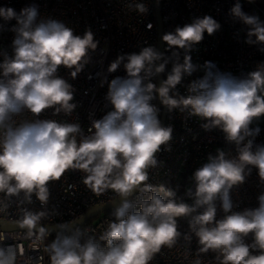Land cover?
<instances>
[{"label": "clouds", "instance_id": "1", "mask_svg": "<svg viewBox=\"0 0 264 264\" xmlns=\"http://www.w3.org/2000/svg\"><path fill=\"white\" fill-rule=\"evenodd\" d=\"M138 9L145 10L143 5H138ZM232 13L244 23L254 25L250 34L264 42V27L257 17L245 15L240 4L232 8ZM37 15L34 6L23 7L19 13L11 7H0V18L15 20L13 30L18 33L13 41L14 58L0 64L3 77L8 78L6 83L0 82V129H5L0 140V194L11 197L24 192L30 201L35 193L39 201L46 202L47 183L59 181L69 169L87 173L83 183L96 196L108 189L121 197H127L134 189H139L141 194L152 193L150 201L137 199L134 204L125 199L116 209L115 221L109 222L101 236L107 250H101L92 240L81 245L76 237H58L48 246L50 264H148L162 246L171 248L176 242L180 235L176 218L188 216L203 205L208 206L206 210L190 222L202 245L200 252L218 250L221 264H264V195L259 197L258 208L233 213L219 221H215L213 204L220 194L223 210H231L229 189L243 182L246 165L258 168L264 180V147L253 153L249 142L239 151L238 161L226 160L222 151L210 158L209 163L195 171L196 200L191 206L173 199L165 201L153 191L152 185L144 183L149 178L145 169L155 166L154 154L171 139L172 133L170 127L160 126L156 109L149 103L152 96L146 93H151L155 85L142 87V69L158 58L152 47L128 56L125 64L128 79L117 77L109 85L108 95L114 110L93 122L90 138L77 143L71 134L80 131L79 125L53 120L26 122L14 128L6 126L5 121L23 108L39 116L45 109L59 105L55 113L61 109L70 113L75 107L69 103L73 99L71 85L55 73L60 66L74 68L71 76L75 78L88 50L97 47L90 30L83 36L74 35L71 28L57 21L41 22L33 27ZM218 27L216 21L205 16L177 28L175 35H164L163 40L170 46L183 48L189 42L201 41L205 31L212 34ZM122 59L118 57L109 71L115 72ZM181 67L191 70L187 58L183 66L174 67L173 74L158 89L162 102L170 109L190 106L193 115L210 119L212 125L222 127L229 141L239 144L250 134L248 126L252 119L264 115V96L258 95V91H264V73L253 72L250 80L240 82L226 78L211 83L203 81L197 86L201 90L197 95L177 100L168 93L170 87L180 82ZM157 71H163V65ZM115 170L119 171L113 177ZM159 191L169 197L173 195L162 186ZM137 204L138 212L133 211ZM43 216V212H25L21 226L31 232ZM214 221L215 226L208 227ZM38 231V239H42L45 229L40 227ZM250 233L253 234L251 245L243 242ZM11 249L12 246L0 247V264H16L17 252ZM256 250L259 254H252Z\"/></svg>", "mask_w": 264, "mask_h": 264}, {"label": "built area", "instance_id": "2", "mask_svg": "<svg viewBox=\"0 0 264 264\" xmlns=\"http://www.w3.org/2000/svg\"><path fill=\"white\" fill-rule=\"evenodd\" d=\"M160 18L162 22V64L166 70V80L173 74L176 66H183L186 58L191 65L190 71L181 67V79L175 87L169 88L168 95L174 99L187 98L197 95L201 90L199 83L213 82L217 78L233 79L237 82L250 80V74L256 71L264 73V42L250 34L255 27L248 25L232 13L236 4L241 5V11L248 16L258 18L260 26L264 27V8L256 0H158ZM143 5L144 11L138 9ZM34 6L38 15L33 24L57 21L73 30L74 35L83 36L86 31L93 33L95 50L89 49L84 58L83 67L75 78L71 76L73 69L60 66L55 73L63 78L73 93L69 101L75 107L70 113L61 109L55 113L53 108L45 109L39 116L23 108L19 114H12L5 121L6 126L17 127L22 123L53 120L61 124H77L80 131L74 135L77 143L90 138L89 129L96 120L105 117L113 111L109 98V85L117 77L128 79L125 69L127 58L135 53L139 54L145 47L156 50L157 26L154 6L151 0H0V7H11L17 13L23 7ZM205 16L211 17L219 27L212 33H203L199 42H189L183 48L170 46L163 40L166 34L175 35L177 28L195 23ZM16 21H4L0 18V64L5 59L15 56L13 41L18 33L13 30ZM123 57L115 72H110V65ZM86 61V62H85ZM0 68V82H7ZM142 87L151 83L155 85L149 103L156 105L158 83L156 77L155 60L146 63L140 73ZM10 78V77H9ZM207 125V127H205ZM172 129L171 139L162 144L155 153V166L149 165L148 180L144 183L152 185L153 191L163 196L159 191L162 186L166 191L169 178L175 169L185 168L188 171L187 187L176 203L195 204L197 182L195 171L210 162L219 152L224 153L226 160L238 161L239 151L251 142L250 150L255 153L264 147V123L249 124V135L237 144L229 141L221 126H214L210 119L192 114L191 107L183 105L169 108L166 105L162 128ZM5 129H0V140L3 139ZM95 131L94 129L92 130ZM241 135H244L242 132ZM71 138V137H70ZM119 170H115L113 177ZM87 175L81 170L69 169L59 181L50 180L46 187L49 190L48 200L41 202L35 193L31 199L25 197L24 192L16 196L0 194V221L21 223L25 212L39 213L44 216L37 224L66 225L77 219L89 208L110 202L120 196L108 189L102 195L96 196L83 183ZM242 183L234 184L229 189L231 210L225 212L222 207L220 194L214 198L216 208L215 221L233 213H244L259 207V197L264 195V180L259 176V170L254 165H246L242 172ZM142 187V185H141ZM152 193L141 194L135 191L128 201L136 203L137 199L150 201ZM207 205L200 206L188 216L177 217V231L180 235L171 248L161 247L148 264H221V254L218 250L209 249L200 252L202 245L190 225L193 218L203 213ZM116 211V210H115ZM115 211L101 213L96 221L83 225L84 232L99 238L96 244L101 250H107L106 242L101 239L109 222L115 221ZM133 211H140L137 206ZM127 219V216H125ZM213 224L208 227H214ZM199 226L197 225V228ZM39 231L29 229H0V247L12 246L17 252L16 264H45V245L48 233L38 239ZM246 244L253 243V234L243 238ZM120 241H114L118 244ZM252 254H259L258 250Z\"/></svg>", "mask_w": 264, "mask_h": 264}, {"label": "water", "instance_id": "3", "mask_svg": "<svg viewBox=\"0 0 264 264\" xmlns=\"http://www.w3.org/2000/svg\"><path fill=\"white\" fill-rule=\"evenodd\" d=\"M154 6L155 12V20L157 26V42H156V50L155 52L158 53V58L155 59V67H156V77L158 83V89L164 86L165 80L163 77V71H157L162 65V56H163V49H162V22L160 18V5L158 0H151ZM164 70V69H163ZM156 117L159 120L160 126L163 127L164 116L166 105L162 102V98L157 91L156 96ZM155 155V154H154ZM149 167V166H148ZM148 167L145 169L147 172ZM137 189H134L131 194L127 197L118 196L117 198L111 200L110 202L95 205L88 210H86L81 216L77 219L73 220L69 224L66 225H40L37 224L36 228L32 229L34 231H38L40 227L45 229V233L48 235H69L76 227L83 226L87 221L97 217L99 214L104 213L106 211H115L122 202L126 199H130L132 195L135 193ZM0 229L1 230H12V229H28L27 227H22L21 223L17 222H8V221H0Z\"/></svg>", "mask_w": 264, "mask_h": 264}, {"label": "trees", "instance_id": "4", "mask_svg": "<svg viewBox=\"0 0 264 264\" xmlns=\"http://www.w3.org/2000/svg\"><path fill=\"white\" fill-rule=\"evenodd\" d=\"M163 69H164L163 77H164V80L166 81V70L164 68V65H163ZM187 180H188V171L185 168L175 169L171 177L169 178L167 182V186H166V191L172 192L173 195L169 197V196H166L164 193L161 198L164 199L165 201L169 199H173L177 201L178 198L181 196V194L184 192V190L187 187ZM106 212L109 213L110 211H106ZM91 221L92 220H89L86 223L91 222ZM65 236L76 237L79 240L81 245L86 244L89 240H92V242L94 243H96L99 240V238L95 237L94 235L84 232L83 226L76 227L69 235H49L46 240V245H45V264H50L51 251L48 248V246L51 245L53 240L57 239L58 237L63 238ZM103 242H106V241L103 240Z\"/></svg>", "mask_w": 264, "mask_h": 264}, {"label": "rangeland", "instance_id": "5", "mask_svg": "<svg viewBox=\"0 0 264 264\" xmlns=\"http://www.w3.org/2000/svg\"><path fill=\"white\" fill-rule=\"evenodd\" d=\"M256 2L262 7L264 8V0H256ZM259 92V91H258ZM252 123L257 124V123H264V115L260 116V117H254L252 119ZM98 217V216H97ZM97 217L91 219L93 222L97 220Z\"/></svg>", "mask_w": 264, "mask_h": 264}, {"label": "crops", "instance_id": "6", "mask_svg": "<svg viewBox=\"0 0 264 264\" xmlns=\"http://www.w3.org/2000/svg\"><path fill=\"white\" fill-rule=\"evenodd\" d=\"M258 95H262V96H264V91H259V92H258Z\"/></svg>", "mask_w": 264, "mask_h": 264}]
</instances>
